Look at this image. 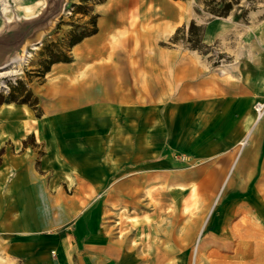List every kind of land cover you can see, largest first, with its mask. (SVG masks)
<instances>
[{
    "label": "crops",
    "instance_id": "crops-1",
    "mask_svg": "<svg viewBox=\"0 0 264 264\" xmlns=\"http://www.w3.org/2000/svg\"><path fill=\"white\" fill-rule=\"evenodd\" d=\"M174 6L107 0L98 32L46 75L36 93L41 116L1 106L0 169L9 178L0 185V230L26 264H186L195 241L205 264L216 250L236 264L232 248L260 252L256 264H264L263 200L228 201L217 221L202 213L220 181L219 190L247 192L261 173L263 135L250 150L240 143L264 97V25L245 37L238 72L220 81L199 55L161 46L187 21ZM231 23L209 20L203 41L224 39ZM29 139L43 147L38 159ZM193 186L201 207L191 215L184 206ZM232 207L239 224L227 226Z\"/></svg>",
    "mask_w": 264,
    "mask_h": 264
},
{
    "label": "rangeland",
    "instance_id": "rangeland-1",
    "mask_svg": "<svg viewBox=\"0 0 264 264\" xmlns=\"http://www.w3.org/2000/svg\"><path fill=\"white\" fill-rule=\"evenodd\" d=\"M98 1L99 0H20V9L16 12L14 11L13 0H5V4L11 12H9V15L5 18H1L0 13V73H3V75L0 76V108L4 105H1V102L11 95L16 99L28 97L31 102L35 97L38 98L36 93L43 89L46 82V68L49 66L51 71L54 65L59 64L56 63L51 65L50 61L64 59L65 57L73 58L75 46L71 47V40L73 37H79L82 34L88 33L93 28L92 24L95 19L94 17L96 15L99 16L98 8L103 4H98ZM231 1L234 5L229 17L237 24L234 25V23H231L232 32L227 37L209 45L204 41L200 43L201 38L204 40V31L196 30L191 24L194 21L197 26L204 30L205 24L209 20L215 18V16L209 12V7H207L205 3L209 2L210 9L214 8L218 11H222L224 10V3L226 2L222 0H180L181 10L183 15L185 14L184 16L187 18V21L176 28L172 35L171 33L168 34L166 38H169L170 35L171 37L166 42L161 43V46L169 50L172 48L177 49L178 53L184 56L199 55L201 65H204L206 71L213 77L220 81L232 79L233 71L238 72L240 62L246 59L249 42L245 41V37L251 29H254L256 24L264 25V0ZM28 6L30 8L35 7L36 11L34 16L25 19L24 9ZM1 8L2 7H0V12ZM237 15H246L247 18L236 21L235 16ZM9 17L12 18V21H9ZM16 18H19V20ZM189 39L192 40V43L188 41ZM191 44L197 45L199 49H192L190 47ZM28 91L32 93V96L27 95ZM259 100H264V97L257 101ZM5 104L26 105L37 115V112L28 104ZM259 135H263L264 137V118L257 124L254 129L253 138L244 146L245 148L243 147L242 151L250 150V147L253 148L257 145ZM255 136L257 137L255 138ZM26 144L28 146L27 150L33 151L37 159L44 152L43 147H37L33 144L32 139H29ZM8 148L13 150L12 146H7V149ZM260 169L261 173L253 180L247 192H228L226 190L223 191L222 188L219 190L218 188H220L222 184H224L223 187L226 186L223 180L220 181L214 197L208 202L202 201V205L207 204L208 206L207 208H202V213L206 209L203 216L205 217L210 211L211 220L213 218H215L216 221L219 220L228 201L231 200L232 202L244 201L254 196V201L259 198L264 201V195H262V191H264V163L262 164V161L260 163ZM1 172L2 169H0V185L2 184L1 187H5L4 184L7 183L9 177ZM231 181L233 182V179ZM259 185H262L261 189ZM192 188H194L196 207L192 212H188L185 209L192 201V192L190 194V199L184 206L185 213H190L191 215L196 213L201 207L199 193L196 187L193 186ZM258 188L261 192L258 193L259 197H255V191L258 190ZM149 192L151 191H148V193ZM227 210L233 212L230 214L233 218L228 219L227 226H231L233 222H236L234 225H238L240 213H238L237 210L235 211L233 207ZM253 210L259 212V208L257 207ZM197 242L198 241L194 242L190 251V256H187L186 264H192L191 261L193 260L194 248H196ZM14 243V240L7 241L5 235H3L0 230V264H26L25 259L17 258L13 255L12 249L15 248ZM236 249L237 248H232L230 251L226 252L231 254L230 256H233L234 259L236 253L239 252V250ZM216 251H213L210 260H216L217 257H221L222 259V256H215L216 253H218ZM198 258L201 261L199 264H204L201 255H199ZM245 259H247L246 264H256L259 262H253V259L248 254L245 256ZM223 263L224 261L222 259V262L219 264ZM170 264H177V261H171Z\"/></svg>",
    "mask_w": 264,
    "mask_h": 264
},
{
    "label": "bare ground",
    "instance_id": "bare-ground-1",
    "mask_svg": "<svg viewBox=\"0 0 264 264\" xmlns=\"http://www.w3.org/2000/svg\"><path fill=\"white\" fill-rule=\"evenodd\" d=\"M38 1V0H37ZM169 1H171V2H173L175 5H176V10L178 11V12H181V5H180V2L179 1H177V0H169ZM13 3H14V11H16V12H18L19 11V9H20V0H13ZM162 5H163V0H162ZM12 6H13V4H12ZM0 7H2L1 8V18H5V17H7L8 15H9V12H11V10H9L8 9V6L5 4V0H0ZM165 7V6H164ZM163 7V8H164ZM170 8H171V6H170ZM36 8L35 7H26L25 9H24V11H25V16H24V18L25 19H29V18H31L32 16H34L35 15V10ZM185 10V9H184ZM166 12H167V10H165ZM170 11V10H169ZM172 11V10H171ZM174 11V10H173ZM176 11V12H177ZM168 14V13H167ZM176 14V13H175ZM178 14V13H177ZM185 15V14H184ZM177 16V15H176ZM177 18H178V16H177ZM183 18V17H182ZM9 19V21H12V18L11 17H9L8 18ZM16 19H18L19 20V18H16ZM33 19V18H32ZM176 20V19H175ZM178 22H180V20L178 21ZM177 23V22H176ZM16 24V23H15ZM170 29L173 31L174 29H175V27L174 26H172V27H170ZM168 34H170V30H169V32H168ZM217 38V37H216ZM215 38V39H216ZM18 65V64H17ZM18 71V70H17ZM51 71H49L48 73H47V76H49V75H51ZM1 75H3V73H0V76ZM235 89V88H234ZM232 90H233V88H232ZM47 92H49V90L47 91ZM48 96V95H47ZM260 101H262V100H260ZM256 103V102H255ZM28 121V120H27ZM27 124H28V122H26ZM32 123V122H31ZM257 124H258V120H257V117H256V115H255V119H254V121H253V123L251 124V127H249V129H248V132H247V134L245 135V138L241 141V143H240V149H242L250 140H251V138H252V134H253V130L255 129V127L257 126ZM30 130V129H29ZM30 137V136H29ZM23 140V139H22ZM25 140V139H24ZM23 143V142H22ZM40 143V142H39ZM5 144V143H4ZM235 147V146H234ZM245 148V147H244ZM235 149V148H234ZM19 151V150H18ZM238 159V158H237ZM254 162V161H253ZM236 166V165H235ZM242 170H244V169H242ZM247 170V169H246ZM233 172V171H232ZM248 172V171H247ZM240 174V173H239ZM248 174V173H247ZM241 176V175H240ZM243 176H245V173H244V175ZM229 177V176H228ZM239 177V176H238ZM246 177V176H245ZM251 177V176H250ZM244 178V177H243ZM240 179V178H239ZM249 180V179H248ZM247 181V180H246ZM226 182V181H225ZM226 185V184H225ZM261 187H262V185H259V188L261 189ZM258 188V190H256L255 191V197L258 195V193L259 192H261V190ZM258 191V192H257ZM221 193V192H220ZM148 195L149 196H152V193L151 192H149L148 193ZM262 195H264V191H262ZM258 197V196H257ZM219 201V200H218ZM257 200H255V204L257 203L256 202ZM258 205L259 204H256V206L258 207ZM195 207H196V200H195V194H194V188H192V201L190 202V204H189V206H186V211H188V212H192L193 211V209H195ZM29 217H27V219H28ZM43 219V218H42ZM29 220V219H28ZM197 225V224H196ZM195 230V229H194ZM190 232V231H189ZM187 234H189V233H187ZM26 235V234H25ZM184 236V235H183ZM192 236V235H191ZM219 236V235H218ZM20 237V236H19ZM190 238V237H189ZM21 239V238H20ZM23 239V238H22ZM186 239V238H185ZM184 239V240H185ZM199 239V238H198ZM182 240H183V238H182ZM183 240V241H184ZM227 240V239H226ZM166 241H167V239H166ZM173 241V240H172ZM219 242L220 241H218V240H216L215 241V243L219 246ZM227 242V241H226ZM190 243V242H189ZM198 243V242H197ZM221 243V242H220ZM228 243V242H227ZM190 244H192V243H190ZM224 244V243H223ZM256 244V243H255ZM175 246V245H174ZM183 247V246H182ZM202 247V246H201ZM255 247V246H254ZM261 247H263V246H261ZM166 248V247H165ZM225 248V247H224ZM184 249V248H183ZM195 250H194V254H193V260L191 261L192 262V264H199L201 261H200V259L198 258L199 257V244L196 246V248H194ZM200 249H202V248H200ZM165 250V249H164ZM256 250V249H255ZM155 251V250H154ZM170 251H171V249H170ZM248 252V253H247ZM246 253L248 254V255H250L251 256V258L253 259V262H255V261H259L260 259H261V253L260 252H258L257 254H254L255 256H253V255H251V253H250V250L249 251H247ZM255 252V251H254ZM246 253H244V255H240V253L239 252H237L236 253V255L234 256V261L233 262H237L236 264H246V262H247V259H245V256H247V254ZM166 254H168V253H166ZM246 254V255H245ZM169 255V254H168ZM173 255V254H172ZM189 256H190V254H189ZM220 262H222V259H221V257H217V259L215 260H209V263L208 264H219ZM205 264V263H204Z\"/></svg>",
    "mask_w": 264,
    "mask_h": 264
},
{
    "label": "trees",
    "instance_id": "trees-1",
    "mask_svg": "<svg viewBox=\"0 0 264 264\" xmlns=\"http://www.w3.org/2000/svg\"><path fill=\"white\" fill-rule=\"evenodd\" d=\"M107 0H99L97 3L98 4H102L105 3ZM226 3H224V10L222 11H218L216 9H210V4L209 2H206V6L209 7V12L212 13L215 17H221V18H227L230 16L231 11L233 9V5L234 3L231 0H222ZM98 15H96L93 21V28L91 29V31H89L88 33L82 34L79 37H73V39L71 40V47H74L76 45H78L79 43H81L84 39L95 35L98 32V23H97V19H98ZM247 18L246 15H242V16H235V20L236 21H240L241 19H245ZM192 27L195 28L198 31H204L201 27L197 26L196 23L193 21L192 22ZM190 43H192V40L189 39L188 40ZM200 43H203V38H201ZM190 47L194 50H198L199 47L195 44H191ZM73 58L72 57H65L64 59H56V60H51L50 63L51 65L56 64V63H60V62H64V63H69L72 62ZM50 71L49 66L46 68V73H48ZM27 95L32 96V93H30L28 91ZM5 103H19V104H28L29 106H31L36 112H37V116L40 117L41 116V110L39 107V100L38 98H34L33 101L31 102V100H29V98H23V99H16L15 97H13V95L9 96L8 98H6L4 101L1 102L2 104Z\"/></svg>",
    "mask_w": 264,
    "mask_h": 264
},
{
    "label": "built area",
    "instance_id": "built-area-1",
    "mask_svg": "<svg viewBox=\"0 0 264 264\" xmlns=\"http://www.w3.org/2000/svg\"><path fill=\"white\" fill-rule=\"evenodd\" d=\"M254 111L259 123L264 118V100H259L254 104Z\"/></svg>",
    "mask_w": 264,
    "mask_h": 264
}]
</instances>
